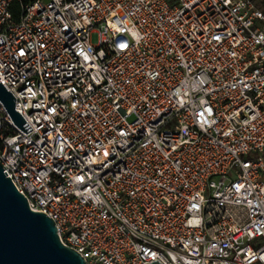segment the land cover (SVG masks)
Listing matches in <instances>:
<instances>
[{"label":"built area","instance_id":"built-area-1","mask_svg":"<svg viewBox=\"0 0 264 264\" xmlns=\"http://www.w3.org/2000/svg\"><path fill=\"white\" fill-rule=\"evenodd\" d=\"M0 37L32 128L0 100V162L63 244L87 264H264L255 0H0Z\"/></svg>","mask_w":264,"mask_h":264},{"label":"water","instance_id":"water-1","mask_svg":"<svg viewBox=\"0 0 264 264\" xmlns=\"http://www.w3.org/2000/svg\"><path fill=\"white\" fill-rule=\"evenodd\" d=\"M3 43L0 37V45ZM0 100L15 125L26 134L31 132L30 125L16 110V97L1 81ZM0 264H87L78 251L62 243L55 221L30 207L25 195L6 175L1 162Z\"/></svg>","mask_w":264,"mask_h":264},{"label":"rangeland","instance_id":"rangeland-1","mask_svg":"<svg viewBox=\"0 0 264 264\" xmlns=\"http://www.w3.org/2000/svg\"><path fill=\"white\" fill-rule=\"evenodd\" d=\"M255 1L257 2L258 7L264 9V0H255ZM130 120H132V118Z\"/></svg>","mask_w":264,"mask_h":264},{"label":"trees","instance_id":"trees-1","mask_svg":"<svg viewBox=\"0 0 264 264\" xmlns=\"http://www.w3.org/2000/svg\"><path fill=\"white\" fill-rule=\"evenodd\" d=\"M14 9L15 10H18L19 9V6L17 4L14 5Z\"/></svg>","mask_w":264,"mask_h":264}]
</instances>
